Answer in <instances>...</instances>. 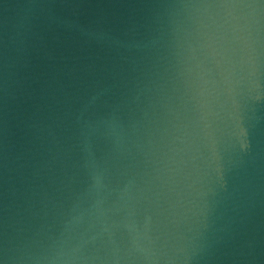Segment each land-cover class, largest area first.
<instances>
[{
    "label": "water",
    "instance_id": "95a60500",
    "mask_svg": "<svg viewBox=\"0 0 264 264\" xmlns=\"http://www.w3.org/2000/svg\"><path fill=\"white\" fill-rule=\"evenodd\" d=\"M0 264H264V0H0Z\"/></svg>",
    "mask_w": 264,
    "mask_h": 264
}]
</instances>
